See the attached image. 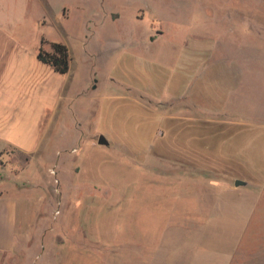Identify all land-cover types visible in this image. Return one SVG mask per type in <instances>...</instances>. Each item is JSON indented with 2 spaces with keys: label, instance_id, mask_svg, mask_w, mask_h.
Masks as SVG:
<instances>
[{
  "label": "rangeland",
  "instance_id": "374dc122",
  "mask_svg": "<svg viewBox=\"0 0 264 264\" xmlns=\"http://www.w3.org/2000/svg\"><path fill=\"white\" fill-rule=\"evenodd\" d=\"M25 14L70 47L67 87L86 92L34 159H0L19 233L80 223L92 236L67 245L91 264H264V0H25Z\"/></svg>",
  "mask_w": 264,
  "mask_h": 264
},
{
  "label": "crops",
  "instance_id": "0c3cea01",
  "mask_svg": "<svg viewBox=\"0 0 264 264\" xmlns=\"http://www.w3.org/2000/svg\"><path fill=\"white\" fill-rule=\"evenodd\" d=\"M25 15V0H0V159L4 155L13 159L18 151L28 153L34 159L41 130L55 123L54 117L63 99L70 100L86 92V89L79 93L73 87H67L71 62L69 71L62 74L39 58V49L51 51L55 41L34 30L36 23L25 22ZM38 20L40 25L46 22L44 17ZM87 32L83 37L85 49L93 39V31ZM95 73L92 69L87 75L92 78ZM30 166L31 163L25 169ZM17 189L16 185L0 179V264H29L34 254L42 257L39 264H91L87 250L90 247L67 245L72 240L69 235L72 232L73 236H85V240L84 231L92 236V231L80 223L74 229L72 225L68 227L60 222L59 230L52 236L44 222L36 227V235H31L27 225L25 234L19 233L21 218H25V224L27 219L14 196L18 195ZM31 242L35 244L34 249L27 247ZM55 242H61L63 246H54ZM21 254H25V263L18 262ZM26 256L29 257L27 260Z\"/></svg>",
  "mask_w": 264,
  "mask_h": 264
},
{
  "label": "trees",
  "instance_id": "16d2710c",
  "mask_svg": "<svg viewBox=\"0 0 264 264\" xmlns=\"http://www.w3.org/2000/svg\"><path fill=\"white\" fill-rule=\"evenodd\" d=\"M53 50L48 51L43 47L39 49V58L44 62L52 65L54 69L62 74H65L70 69V51L68 46L60 41L52 42ZM29 156L25 154V158Z\"/></svg>",
  "mask_w": 264,
  "mask_h": 264
},
{
  "label": "water",
  "instance_id": "95a60500",
  "mask_svg": "<svg viewBox=\"0 0 264 264\" xmlns=\"http://www.w3.org/2000/svg\"><path fill=\"white\" fill-rule=\"evenodd\" d=\"M98 143L99 144H103V145H108L109 144V140L106 138V136L100 135L99 139H98ZM246 184H247V182L245 180H241V179H236L235 180V185L236 186H244Z\"/></svg>",
  "mask_w": 264,
  "mask_h": 264
},
{
  "label": "built area",
  "instance_id": "2783aa9c",
  "mask_svg": "<svg viewBox=\"0 0 264 264\" xmlns=\"http://www.w3.org/2000/svg\"><path fill=\"white\" fill-rule=\"evenodd\" d=\"M51 172L55 174V173H56V170L53 168V169H51ZM56 182H59V180L56 179ZM59 212H60V210L57 209V210H56V213L58 214Z\"/></svg>",
  "mask_w": 264,
  "mask_h": 264
}]
</instances>
